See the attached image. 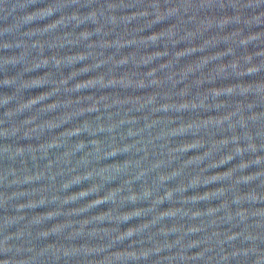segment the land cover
I'll return each instance as SVG.
<instances>
[{
	"label": "water",
	"instance_id": "1",
	"mask_svg": "<svg viewBox=\"0 0 264 264\" xmlns=\"http://www.w3.org/2000/svg\"><path fill=\"white\" fill-rule=\"evenodd\" d=\"M0 264H264V0H0Z\"/></svg>",
	"mask_w": 264,
	"mask_h": 264
}]
</instances>
